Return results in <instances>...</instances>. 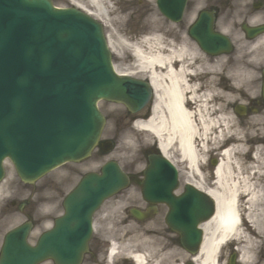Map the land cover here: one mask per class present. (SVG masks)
<instances>
[{"label":"bare ground","instance_id":"bare-ground-1","mask_svg":"<svg viewBox=\"0 0 264 264\" xmlns=\"http://www.w3.org/2000/svg\"><path fill=\"white\" fill-rule=\"evenodd\" d=\"M72 1L82 8H90L94 16L99 19H103V16L109 12L120 32L117 35V43L110 40L112 49L114 52L118 51L119 55L122 53L126 56L128 55L125 51H130L135 60L133 69L150 75L155 88L153 113L149 120L137 121L134 125L138 130L145 131L157 139L166 155L176 147L180 157L187 164L188 171L194 173L196 177H202L199 167L205 160L206 142L219 144L220 138L223 139L225 136L219 128L223 126V130L232 131L237 136L252 138V133H242L232 127L230 116L210 115L211 90L206 89L199 94L194 80L196 72L203 70L204 67H206V75H211V71L208 72L213 67L210 60L199 55L197 61L200 65L191 78L189 74L194 71L192 61L195 57L186 44L181 48L164 46L160 43V37L156 38V43L148 39L140 44L125 43L126 39H131L132 33L128 28L129 5L123 3L119 6V1L113 2V0H86L90 7H85L81 1ZM122 22L127 28L125 25L120 26ZM215 128H218V134L213 136ZM136 140L141 142L140 138ZM243 149V144L226 149L221 153L220 161L213 169L214 184L208 188V191L216 200L217 210L209 221L201 225L205 231L204 240L196 255L186 256L191 262L189 264H223L220 253L230 245H235V250L241 254L240 261L246 264L257 249L256 246L260 242L258 232L261 229L260 219L263 212L261 205L264 202V193L255 182L259 172L255 163L259 164L261 161L258 152H255L254 164L245 162L242 158ZM15 184L14 175L0 182V225L12 223L19 217L16 213L13 215L1 213V207L10 200L24 197L31 199L32 204L40 203L43 206L49 205L51 201L48 194H43L41 199L37 200V196L32 197L31 194H27L28 191L24 186L16 188ZM43 190L39 188L38 192ZM125 219L127 217L123 218ZM106 235L112 242L108 251V263L112 261L114 263L117 257L123 255L122 252H125L126 259L130 258L136 264H161L160 261L164 260L160 255L158 258L161 260L154 261L140 249L143 244L140 243L141 235L136 234L135 236L139 237L132 242L116 241L117 232L113 228L107 229ZM178 262L186 264L181 263L180 260ZM169 264L173 263L169 262Z\"/></svg>","mask_w":264,"mask_h":264},{"label":"water","instance_id":"water-1","mask_svg":"<svg viewBox=\"0 0 264 264\" xmlns=\"http://www.w3.org/2000/svg\"><path fill=\"white\" fill-rule=\"evenodd\" d=\"M22 5L41 10L56 18L71 19V15L77 17L84 22H89L85 16L79 15L76 11L72 10H58L54 8L49 0H17ZM6 0H0V5L5 4ZM185 0H182L180 5L175 6V15L177 19L181 16ZM71 14V15H70ZM205 13H202L199 21L193 27L191 34L199 41L201 47L210 53H220L230 50L229 40L221 35L212 31L211 23L206 24ZM176 17V16H172ZM210 22V21H209ZM94 27L97 28L94 24ZM97 34L99 32L97 31ZM127 81L121 82L119 87V97L129 106L138 109L143 105L148 97V88L144 85V91L138 89L133 90L127 85ZM109 93H106V96ZM6 126H9V121L4 120L0 122V133H4ZM19 134V133H18ZM15 134L14 137H20ZM11 135V133L9 134ZM8 135V136H9ZM97 140V138H96ZM95 140V141H96ZM10 152V150H8ZM11 153V152H10ZM3 153L0 155L2 159ZM12 156V155H11ZM13 160L17 163L18 157L13 156ZM161 161V160H160ZM18 171L20 176L25 181H34L39 175H26L20 166ZM156 170L153 172L155 173ZM3 175V169L0 161V177ZM156 181L153 179V182ZM127 178L120 168L114 164L109 163L105 166L103 174L99 176L87 177L75 191L66 204L68 211L67 217L60 221L58 224L54 238L48 240L45 238L35 250L30 251V247L25 242L24 238H20L18 248L14 253H10L12 247L16 245L15 235L18 232L10 234L7 238V244L12 245L9 248L8 264H34L38 259H43L45 256H52L57 264H80L83 253L87 249L88 233L90 231L89 216L92 210L98 208L102 201L125 187ZM190 189L186 194L181 197H174L169 193H160L152 190L148 192V199L150 201H165L169 204L172 212L169 221L174 226L173 229L179 231L182 235L183 245L192 252L197 250L201 243V230L198 224L205 219H208L214 210L213 200L203 193Z\"/></svg>","mask_w":264,"mask_h":264},{"label":"rangeland","instance_id":"rangeland-1","mask_svg":"<svg viewBox=\"0 0 264 264\" xmlns=\"http://www.w3.org/2000/svg\"><path fill=\"white\" fill-rule=\"evenodd\" d=\"M55 2L59 6H68L70 3L69 0H55ZM202 4H205L203 3V0H196V1L191 0L187 8L186 14L184 16L185 17L184 20H182L178 24H175L168 22L160 14L154 0H133L132 5L128 9V12H131V15L129 16L130 22L128 23V27H131V29H133L134 32L131 33L132 35L133 34H137V35L139 34V35L138 38L135 40L133 37H131V39H133L132 42L136 43L137 40L139 42V40L143 39L145 35L153 36L154 34H158L162 29V34H163L162 37L166 43L172 42L175 47L181 45L183 46L186 43L191 48L196 50L197 47L196 44L192 42L189 38H186L187 28L189 27L192 20L195 18V15L197 14L198 10H200V8L202 7ZM103 19H104L103 21L105 22L103 23L105 24V30L107 34L111 36L113 42L117 43V35L120 32L118 27L114 24L113 16L106 15V17L104 16ZM124 25L125 23L123 22L120 24V26L122 27H124ZM125 27H127V25H125ZM163 32H165L166 35ZM131 39H129L128 41H131ZM155 39L156 38L153 36V40ZM125 52L127 53V51ZM114 58H116L115 62L117 67L122 70L127 69L129 64L131 63V60L130 62L125 61L126 59L125 55L122 53L120 55L118 54V56L116 55ZM100 108L105 112L106 116L108 117V122L104 129L102 139L113 140L115 142V149L109 152L108 154L106 153V155H101V154L93 155L91 160H89L91 164H89L88 167L85 164L82 166L80 164H67L61 170L57 171L58 173L56 174L51 173L49 175H46L45 177L37 181L35 184L32 185L24 184L23 186L28 191L27 194H31L33 195V197L37 196V200H40L41 197L43 196V192H38V189L41 188L44 190H48L47 188L49 187H50L49 189H51V186L48 187L47 185L48 184L51 185L54 182L52 181V179H57L60 177L62 178L61 179L62 183L59 187L60 192H58V195H56L53 189L48 192V195L51 194L52 199L54 198V196L57 199L62 195L63 192L64 193L67 192L70 188H72L76 184L77 179L79 178L77 174L80 171L86 172L88 169H99L100 166L107 160L119 161L126 170L130 169L133 170L134 172L137 170H141V168L144 165V160L142 157V145L141 144L139 145V142L136 140V138L140 137V133L138 132L134 133L133 131L130 132L122 128V126L126 127V125L128 124L126 119H123L126 116V114L124 110L122 111V108L115 106V104H104L103 102L100 104ZM120 125H121V130L124 129V131L120 133H116ZM146 138H151V136L146 135ZM144 141L146 142V140ZM148 142H151V139ZM7 172H9L8 173L9 178L12 175H14V177L16 178V188L22 186V183L18 180L15 171L10 166H8ZM57 174H60L61 176ZM125 197L128 198V200L125 201L124 200ZM22 198L24 197H21L20 199ZM140 200H141V195L139 189H137V191L133 189L131 191L130 189L127 192H124L122 195L113 198L112 200L108 201L105 204L103 209L99 212L98 220H97L98 222H100V225L98 226V231H99L98 237L100 238L98 240L99 243H102V241L100 240L105 236L104 235L105 230L106 228H108V225L114 222V218H116L114 217V214H116V216L117 215L123 216V212L125 211L126 206L130 207L137 205L140 202ZM10 204H8L9 210H14L17 208L18 203H15L14 206ZM110 214H112V216H110ZM20 220H22V218ZM178 255L180 258V256H183L184 254L181 251H179ZM119 264H122V262H120Z\"/></svg>","mask_w":264,"mask_h":264},{"label":"flooded vegetation","instance_id":"flooded-vegetation-1","mask_svg":"<svg viewBox=\"0 0 264 264\" xmlns=\"http://www.w3.org/2000/svg\"><path fill=\"white\" fill-rule=\"evenodd\" d=\"M234 2L232 5L230 3ZM221 5L219 8L217 5ZM241 8L244 11L245 20L240 24V28L243 23H249L253 25H263L264 24V0H213L212 7L210 9L215 10V18L218 22V13L224 12L228 16L226 17L224 25H230L231 31L235 33V28L237 24L234 23L233 26L228 19H233V12ZM264 34L257 37L254 40H249L244 34L240 35V39L246 44L251 45L256 44L257 49L251 55L250 58L243 56L241 59H230L223 60L217 63V67L210 76H205L204 81L212 83L210 84V89L213 90L214 95L219 98L217 101L218 116H230L232 117L231 125L235 124L237 130L242 133H254L260 134L264 133ZM193 74V72H192ZM191 78L193 75L190 76ZM189 77V78H190ZM201 78V77H200ZM195 79V78H194ZM193 80V79H192ZM146 112V111H145ZM252 146L260 142L264 145V136H258V141L248 140ZM235 142V137L231 134H226L222 141L218 145L207 144V162L206 165H201L199 171L203 174L201 181L207 187L212 185L211 171L215 164L220 160V156L215 154L221 153L227 146ZM233 145V144H232ZM215 149V150H214ZM153 153L151 151L149 154ZM148 154V155H149ZM193 182H199L194 173H190ZM133 182L134 178H133ZM256 183L260 186H264V179L257 178ZM150 205L143 207L144 211H147ZM157 208L156 213L159 214ZM156 216L151 219H146L143 221H133L127 222V225L137 224L143 226L147 229L146 234L154 233L155 231H149L148 228H164L166 229L165 235L162 233L161 239H164L167 243L166 248H173L177 243L179 244V236L169 237V232L171 231L166 225L165 221L153 220ZM264 224V222H263ZM142 227V228H143ZM264 237V234L262 235ZM153 245H151V248ZM103 248L100 245L92 242L90 259L91 264H97L100 255V251ZM259 256L261 260L264 261V249L260 250ZM229 257V256H227Z\"/></svg>","mask_w":264,"mask_h":264}]
</instances>
